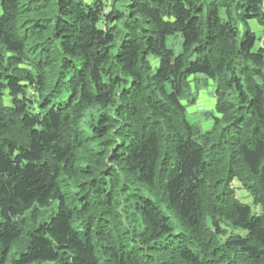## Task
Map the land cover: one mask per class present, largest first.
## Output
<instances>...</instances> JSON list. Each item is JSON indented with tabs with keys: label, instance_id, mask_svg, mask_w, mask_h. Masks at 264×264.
I'll use <instances>...</instances> for the list:
<instances>
[{
	"label": "trees",
	"instance_id": "obj_1",
	"mask_svg": "<svg viewBox=\"0 0 264 264\" xmlns=\"http://www.w3.org/2000/svg\"><path fill=\"white\" fill-rule=\"evenodd\" d=\"M252 23L264 0H0V264H264Z\"/></svg>",
	"mask_w": 264,
	"mask_h": 264
},
{
	"label": "rangeland",
	"instance_id": "obj_2",
	"mask_svg": "<svg viewBox=\"0 0 264 264\" xmlns=\"http://www.w3.org/2000/svg\"><path fill=\"white\" fill-rule=\"evenodd\" d=\"M251 27L254 29V31H256L258 36L264 34L262 28L258 27L255 23H252ZM168 44L171 48L179 52L181 47V39H175L174 37H171L168 40ZM193 87L195 88L194 85ZM199 87L200 90L197 94V102L193 107L189 108V118L192 122L201 123L204 129H209L212 126V119L207 114H212L214 112L212 104L215 103L213 96V91L215 88L214 86L212 87L211 83L207 89H205V87L203 88V85H199ZM200 109H203L204 111L199 112ZM239 197L247 198L248 196L244 193V191H241L239 193ZM247 200L248 202H251L250 199Z\"/></svg>",
	"mask_w": 264,
	"mask_h": 264
},
{
	"label": "water",
	"instance_id": "obj_3",
	"mask_svg": "<svg viewBox=\"0 0 264 264\" xmlns=\"http://www.w3.org/2000/svg\"><path fill=\"white\" fill-rule=\"evenodd\" d=\"M204 110L203 109H200L199 112H203Z\"/></svg>",
	"mask_w": 264,
	"mask_h": 264
}]
</instances>
